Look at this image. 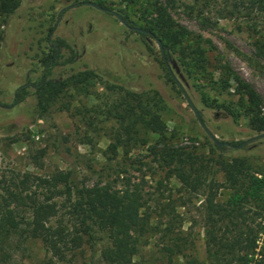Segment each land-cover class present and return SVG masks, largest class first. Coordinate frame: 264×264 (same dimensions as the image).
<instances>
[{"label":"rangeland","instance_id":"1","mask_svg":"<svg viewBox=\"0 0 264 264\" xmlns=\"http://www.w3.org/2000/svg\"><path fill=\"white\" fill-rule=\"evenodd\" d=\"M155 1L22 0L14 13L0 17V182L18 173L45 177L69 171L86 185L118 173L132 182L143 180L146 204L141 213L151 231L133 264H167V246L175 252L174 264L187 260L208 264L207 242L213 227L208 220L207 188L192 192L176 178L166 179L148 147L152 142L118 149L112 158L107 148L118 126L113 114L116 108L121 112L123 100L148 101L164 122L170 142L199 157L208 168V179L223 182L215 162L219 157L244 158L257 176H264V138L218 152L171 81L173 75L217 140L242 143L263 134L252 130L248 118L240 114L232 77L253 88L264 114V13L235 0H173L170 13L189 32L183 43L199 44L205 50L207 70L196 75L186 72L177 50L173 52L176 67L168 63L169 76L152 37L131 32L115 16L91 5L126 15L145 28ZM56 38L71 46L75 62L57 66L44 79L39 59L48 53V40ZM69 57L63 48L58 61ZM84 74L89 79L83 78L81 85L73 82V77ZM49 79L68 83L44 110L36 89ZM26 84L28 97L15 104L16 90ZM229 111L239 115L235 118ZM229 193L219 189L216 202L226 201ZM245 210L247 223L258 230L264 244V202ZM220 226L217 236L222 233ZM96 238L93 248L83 244L64 260L52 257L41 242H28L4 264H91L92 257L95 264H105L101 251L107 239L102 234Z\"/></svg>","mask_w":264,"mask_h":264},{"label":"trees","instance_id":"2","mask_svg":"<svg viewBox=\"0 0 264 264\" xmlns=\"http://www.w3.org/2000/svg\"><path fill=\"white\" fill-rule=\"evenodd\" d=\"M21 1L0 0V17L14 13ZM235 1L264 13V0ZM172 2L156 0L149 11L148 26L141 29L161 41L166 59L164 62L161 57V63L169 76L168 63L176 67L173 52L177 50L186 72L202 74L207 70L205 50L199 44L193 47L184 45L189 32L173 19L169 7ZM121 16L129 27H137L126 15ZM135 33L143 38H153L141 32ZM48 46V53L39 59L44 79L49 78L57 66L75 62L76 57L63 39H50ZM63 48L69 51L70 57L59 62V53ZM84 75L73 77V82L81 85L83 78L89 79L88 74ZM232 80L239 97L238 107L242 109L240 114L248 118L252 130L264 132L260 97L238 76L233 75ZM171 81L174 82L172 78ZM42 83H38L36 93L38 105L46 110L48 104L55 102L64 92L68 82L49 79L42 80ZM222 83L226 86L228 78ZM28 85L16 90L15 104L28 97ZM122 102L121 112L116 108L113 114L118 126L107 148L111 157L117 155L118 149L127 150L133 145L146 146L152 142L148 147L159 167L165 171L166 179L174 177L192 192L207 188L208 220L213 227L207 242L208 264H264V244L257 250L258 230L247 223L245 216V209L250 210L252 205L258 208L264 202V176H257L244 158L225 160L219 157L215 162L223 175V182L219 184L212 178L208 179L205 175L208 168L199 157L187 148L170 142L164 122L148 101L143 103L139 99H129ZM229 114L235 118L239 115L234 111H229ZM231 144L239 146L241 142ZM225 148L214 145L218 152ZM143 184V180L132 182L129 177L118 173L110 180L86 185L79 182L73 171L66 174L56 172L45 177L18 173L0 182V264L7 263L11 253L23 249L28 242L36 241L41 242L52 257L64 260L68 252L79 249L83 244L93 248L99 234L107 239V246L101 251L105 264H133L141 247L147 245V234L151 231L148 218L141 213L146 204ZM221 188L230 193L226 201L219 203L215 198ZM217 224L221 225L218 229L222 232L220 236H217ZM165 249L167 264H174L175 252L169 246ZM91 264H95L93 257ZM185 264L199 263L187 260Z\"/></svg>","mask_w":264,"mask_h":264},{"label":"water","instance_id":"3","mask_svg":"<svg viewBox=\"0 0 264 264\" xmlns=\"http://www.w3.org/2000/svg\"><path fill=\"white\" fill-rule=\"evenodd\" d=\"M93 7L99 9V10H102L104 12H107V13H110L112 14L113 16H115L117 18V20L123 25L125 26L127 29L133 31V32H141V33H144L146 35H151L153 36L151 33H149L148 31H145L141 28H137V27H129L126 22L123 20L122 16L116 12H113L109 9H104L96 4H91ZM65 9H62L60 11V13H62ZM153 39L155 40L157 46H158V49H159V52L161 54V57L163 58L164 62H166V59H165V53H164V49H163V46H162V43L161 41L154 37L153 36ZM171 73V72H170ZM172 78L174 80V82L178 85V87L180 88L181 92L183 93L187 103L189 104V106L191 107L193 113H194V116L198 122V124L200 125V127L204 130V132L209 136V138L213 141L214 145L217 146V147H223V146H226V147H230V148H236V147H241L251 141H255L257 139H261V138H264V133L263 134H260V135H257L249 140H246L244 142H242L239 146H235V145H232L231 143H228V142H221L219 140H217V138L214 136V134H212V132L207 128V126L205 125V123L203 122V119L201 117V114L200 112L197 110V108L193 105L192 101L190 100V98L187 96V94L185 93L182 85L179 83V81L172 75Z\"/></svg>","mask_w":264,"mask_h":264},{"label":"built area","instance_id":"4","mask_svg":"<svg viewBox=\"0 0 264 264\" xmlns=\"http://www.w3.org/2000/svg\"><path fill=\"white\" fill-rule=\"evenodd\" d=\"M257 244H258V247H261L262 242L260 240H258Z\"/></svg>","mask_w":264,"mask_h":264}]
</instances>
